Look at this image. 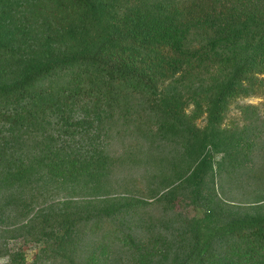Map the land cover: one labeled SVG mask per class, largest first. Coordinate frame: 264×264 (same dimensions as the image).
Listing matches in <instances>:
<instances>
[{"label": "trees", "instance_id": "1", "mask_svg": "<svg viewBox=\"0 0 264 264\" xmlns=\"http://www.w3.org/2000/svg\"><path fill=\"white\" fill-rule=\"evenodd\" d=\"M263 93L264 0H0V264H264Z\"/></svg>", "mask_w": 264, "mask_h": 264}, {"label": "rangeland", "instance_id": "2", "mask_svg": "<svg viewBox=\"0 0 264 264\" xmlns=\"http://www.w3.org/2000/svg\"><path fill=\"white\" fill-rule=\"evenodd\" d=\"M249 105V110L247 111V107ZM205 103L191 101L190 105H188L189 110H194V113L198 115L197 121L202 123L204 122V117L206 116V112L204 111ZM246 112V113H245ZM249 112V113H248ZM249 116V118H248ZM264 93L263 94H253V95H235L233 96L228 105V117L226 118V125H240L245 126L249 129V135L246 137V140L249 141V146L245 147L244 155L242 157H246V159H239L237 162L239 164L233 165V161H225L221 167H219L220 172L216 176V187L220 188L221 186H226L227 190L231 187H235L237 183L236 180H240L232 169H236V171L240 174L239 168L241 165L245 166L248 164L249 167L253 165L252 160L259 158V153L256 151L255 141L262 136L264 132ZM251 144V145H250ZM244 148V147H243ZM221 155H218V158ZM241 173L245 175V171L241 170ZM246 176V175H245ZM239 180L237 182H239ZM139 189V188H137ZM136 189V191H137ZM235 192L242 196L239 199H243L249 206L258 209H264V179H254L249 176V181L244 183L243 188H233L232 191L228 193L230 197H232ZM29 252V256L33 257L34 252H36L35 248H31V246L27 247Z\"/></svg>", "mask_w": 264, "mask_h": 264}]
</instances>
